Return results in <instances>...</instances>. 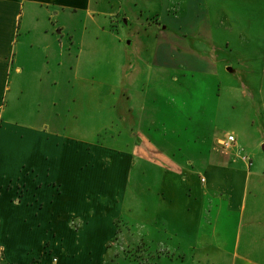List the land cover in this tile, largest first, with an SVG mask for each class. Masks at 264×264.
I'll use <instances>...</instances> for the list:
<instances>
[{
  "label": "crops",
  "instance_id": "1",
  "mask_svg": "<svg viewBox=\"0 0 264 264\" xmlns=\"http://www.w3.org/2000/svg\"><path fill=\"white\" fill-rule=\"evenodd\" d=\"M25 14L46 24V51L56 47L63 56L66 50L68 60L72 52L74 79L94 82L98 74L90 67L103 65L111 74L104 81L128 100L141 97L135 90L144 73L159 80L180 69L217 71L213 60L225 57V49L264 46V0H0V264H109L128 172L133 162L156 156L168 164L158 200L162 230L189 242L195 258L264 264V156L244 154L234 133L215 139L206 169L196 172L138 134L124 153L48 123L19 125L5 117ZM90 25L94 37H88ZM103 37L111 43L102 44ZM89 95L75 92L71 99ZM230 134L235 142L223 148ZM210 229L221 243L233 234L231 251H205Z\"/></svg>",
  "mask_w": 264,
  "mask_h": 264
},
{
  "label": "rangeland",
  "instance_id": "2",
  "mask_svg": "<svg viewBox=\"0 0 264 264\" xmlns=\"http://www.w3.org/2000/svg\"><path fill=\"white\" fill-rule=\"evenodd\" d=\"M70 23L81 30V22ZM45 25L40 15L34 19L25 14L21 18L15 49L18 57L13 66L16 71H12L4 97L5 107L9 105L5 117L12 123L34 127L48 123L66 136L124 153L130 152L133 135L138 134L149 138L156 149L182 169L189 166L196 172L206 169L204 162L215 139L229 131L240 138L244 154L253 155L255 151L264 156V46L257 50L243 45L225 49L221 54L225 57L213 60L217 71L180 69L160 75L159 80L144 73L135 90H140L141 97L128 100L122 98L118 85L104 81L111 74L103 65L90 67L98 74L94 82L74 79L72 52L68 60L66 50L62 56L56 47L48 51L44 48L48 43L42 32ZM88 32V37L96 35L91 25ZM101 43L111 41L103 37ZM79 73L87 75L88 70L80 65ZM75 92L90 95L71 99ZM161 161L156 156L148 162H133L123 203L113 220L107 261L225 263L228 259L218 256L195 258L189 242L162 230L159 215L164 211H159L158 200L168 164ZM208 234V241H203L205 251H231L232 233L223 243L213 238L211 229Z\"/></svg>",
  "mask_w": 264,
  "mask_h": 264
},
{
  "label": "built area",
  "instance_id": "3",
  "mask_svg": "<svg viewBox=\"0 0 264 264\" xmlns=\"http://www.w3.org/2000/svg\"><path fill=\"white\" fill-rule=\"evenodd\" d=\"M235 142V137L234 135L230 134L228 135L224 141H222V146L223 148H229L232 146V144ZM53 262H56V259H53Z\"/></svg>",
  "mask_w": 264,
  "mask_h": 264
}]
</instances>
